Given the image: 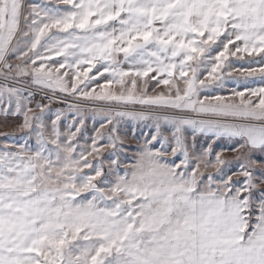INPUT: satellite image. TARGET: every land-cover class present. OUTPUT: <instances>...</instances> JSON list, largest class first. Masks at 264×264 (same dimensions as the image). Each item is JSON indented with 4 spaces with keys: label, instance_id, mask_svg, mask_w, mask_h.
<instances>
[{
    "label": "snow or ice",
    "instance_id": "1",
    "mask_svg": "<svg viewBox=\"0 0 264 264\" xmlns=\"http://www.w3.org/2000/svg\"><path fill=\"white\" fill-rule=\"evenodd\" d=\"M0 117V264H264V0H0Z\"/></svg>",
    "mask_w": 264,
    "mask_h": 264
},
{
    "label": "rangeland",
    "instance_id": "2",
    "mask_svg": "<svg viewBox=\"0 0 264 264\" xmlns=\"http://www.w3.org/2000/svg\"><path fill=\"white\" fill-rule=\"evenodd\" d=\"M249 59H252V58H247L246 57L245 61H235V60H233V63H234V65L236 67H241V66L248 67L247 60H249ZM255 59H259V57H256ZM253 66H256V65H253ZM254 80L256 82L255 83H251L250 86L251 87L260 86L259 79L258 78H254ZM100 82L103 83V80H101ZM152 83H154V82H152ZM161 87H163V86H161ZM234 87H237L235 81L229 79L227 81V87L224 88V89H217V92L219 94H221V95H230V90L232 88H234ZM243 87H244V83H243V81H241V84H240V87L238 88V90H242ZM149 88L151 90V84L149 85ZM156 91H160V89H156ZM32 106H34V105H32ZM50 107H51L52 112H55L56 109L64 108V107H66V105L59 104V103H53V104L50 105ZM46 119H47V117H46ZM21 120H22V118H9L8 122L5 123L4 119L2 117H0V133H11L13 131V129L16 127V125L21 122ZM92 126H93V122L89 119L88 122H87V129H86V131L88 132L89 135H91ZM96 127H99V123L98 122L96 123ZM61 130H63V127H62ZM19 135H21V134H17V137H15V138H18ZM0 138H1V140L4 139L3 136H0ZM81 142H83V141H81ZM229 146L230 145L226 141H218L217 144L214 145V148H215L216 151H219L221 148H225V147H229ZM225 155L230 157L232 155V153H226Z\"/></svg>",
    "mask_w": 264,
    "mask_h": 264
},
{
    "label": "crops",
    "instance_id": "3",
    "mask_svg": "<svg viewBox=\"0 0 264 264\" xmlns=\"http://www.w3.org/2000/svg\"><path fill=\"white\" fill-rule=\"evenodd\" d=\"M29 2H33V0H29ZM34 2H39V0H34ZM0 141H2L1 138H0Z\"/></svg>",
    "mask_w": 264,
    "mask_h": 264
},
{
    "label": "built area",
    "instance_id": "4",
    "mask_svg": "<svg viewBox=\"0 0 264 264\" xmlns=\"http://www.w3.org/2000/svg\"><path fill=\"white\" fill-rule=\"evenodd\" d=\"M37 99H39V97H37ZM44 103H47V101L45 100V101H43Z\"/></svg>",
    "mask_w": 264,
    "mask_h": 264
}]
</instances>
